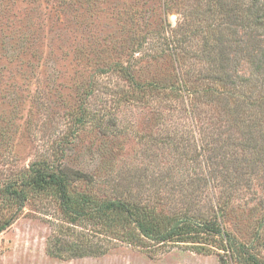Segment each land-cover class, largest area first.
Instances as JSON below:
<instances>
[{"label":"rangeland","instance_id":"374dc122","mask_svg":"<svg viewBox=\"0 0 264 264\" xmlns=\"http://www.w3.org/2000/svg\"><path fill=\"white\" fill-rule=\"evenodd\" d=\"M256 1L245 3L255 10ZM209 5L0 0V194L31 167L49 166L89 175L92 184H74L71 192L97 204L126 194L129 185L161 215L184 208L194 173L202 179L204 161L192 163L197 137L208 141L227 129L224 106L188 95L212 87L197 80L214 66L207 54L223 50L233 76L253 78L264 51V38L239 24L235 36L224 32V41L212 47L217 33L215 26L207 30ZM246 91L264 102V75ZM236 96L227 100L232 107ZM231 135L234 141L238 129ZM183 181L186 187L174 191ZM205 193L195 213H213L210 202L226 205L221 224L237 252L225 255V264H264V180L258 176L248 191L235 194L219 186L213 197ZM59 211L54 195L29 193L20 211L0 195V222L10 221L0 232V264H220L218 250L202 254L186 244L153 242L149 248L146 240L138 246L110 238L101 242L109 247L103 255L54 258L46 247L62 219Z\"/></svg>","mask_w":264,"mask_h":264},{"label":"trees","instance_id":"16d2710c","mask_svg":"<svg viewBox=\"0 0 264 264\" xmlns=\"http://www.w3.org/2000/svg\"><path fill=\"white\" fill-rule=\"evenodd\" d=\"M205 1L210 4V9L206 10L209 20L207 30L210 26L211 28L215 26L211 30L217 33L216 38L211 39L212 47H217L218 43L224 41V38H221L224 32L235 36L237 31L233 30V26L236 29L235 25L238 24L254 33L256 37L264 38V0L260 4L259 0L256 1L255 10L247 6L245 0H227L232 4L230 7L224 5L222 0ZM250 8L254 12H251ZM259 31L261 34L256 33ZM209 39L208 36L204 41ZM256 42L257 45L261 43L259 39ZM214 49L207 54V59L212 61L214 66L208 69L206 77L197 79L208 81L212 87L201 90L198 96L197 89H193L192 93L189 91L188 95L212 105L224 106L228 116L227 129L220 133L222 136L212 133L216 138L208 141L204 140L205 135L203 137L201 135L202 139L200 136L197 137L195 147L197 146L198 151L193 152L192 163H195L193 165L195 168L198 166L196 164L198 157L204 161L202 179L195 172V180L188 182L191 185L188 186L189 196L180 203L184 208L179 207L180 210L177 212L161 215L154 208L148 209L140 196H134L129 185L125 188L126 194L123 191L117 198L97 204L91 196L71 192L74 184H92L93 179L89 175L72 169L31 167L21 178L6 183L0 195L2 201L15 206L17 211H20L27 202L29 193L57 197L62 219L59 225L54 223L56 229L53 232V239L48 240L47 254L54 258L103 255L109 251V247L104 248L101 242L103 240L109 242V238L138 246H142L146 240L145 245L149 248H153L155 244H186L184 246L202 254L218 250L220 264H225V255L236 254L233 238L221 224L220 216L224 213L226 205L222 208V205L218 206L215 201L210 202L213 213L209 215L195 213L194 210L198 206V200L202 202L200 200L203 199L202 196L207 198L205 190L211 197L217 186L230 189L235 194L242 190L248 191L252 181L258 176L264 180V177L259 175L260 169L264 168V102L261 98L254 99L250 92L246 91L254 77L264 75V51L256 58L254 77L250 78L233 76L225 65L229 62V57L223 50ZM216 87H219V90ZM235 95H238L236 96L238 102L232 107L227 100ZM236 128L239 136L233 141L231 133ZM184 182L173 185L175 186L172 187L173 190L178 188L179 192L182 191L186 187L181 186ZM87 222L90 229L85 228ZM9 225L8 219L1 221L0 232ZM153 242L155 244H152Z\"/></svg>","mask_w":264,"mask_h":264}]
</instances>
